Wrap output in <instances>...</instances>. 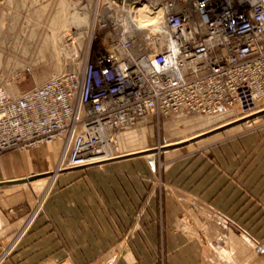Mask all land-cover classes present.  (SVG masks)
<instances>
[{"label": "built area", "instance_id": "1", "mask_svg": "<svg viewBox=\"0 0 264 264\" xmlns=\"http://www.w3.org/2000/svg\"><path fill=\"white\" fill-rule=\"evenodd\" d=\"M145 5L153 25H140ZM105 6L69 71L19 95L0 87V156L59 142L60 169L85 167L117 158L119 135L142 124L264 109V0Z\"/></svg>", "mask_w": 264, "mask_h": 264}, {"label": "rangeland", "instance_id": "2", "mask_svg": "<svg viewBox=\"0 0 264 264\" xmlns=\"http://www.w3.org/2000/svg\"><path fill=\"white\" fill-rule=\"evenodd\" d=\"M106 2L107 0L0 1V87L12 95H19L69 71L75 51L86 44L94 17L98 10L102 11ZM109 10L107 7L106 11ZM106 15L109 16L108 13ZM78 25L82 27L79 29ZM57 66L60 67L59 70H56ZM240 118L243 116L238 111L229 110L212 116L186 115L155 120L154 124H142L120 134L112 152L115 157H119L160 148L191 139ZM262 128L264 116L180 149L128 159L129 163L125 166L107 171H102L100 166L90 170L81 167L62 170L59 168L62 145L53 143L58 147V154L52 159H44L40 151L44 145L39 147L40 160L38 170L35 171L44 177L27 187H20L24 190L21 191L24 202L17 208L9 207L10 220L19 221V224L8 234L6 245L0 251V264H32V256H45L42 261L62 259L64 246L69 245L68 240L79 243L80 234L56 232L55 229L65 226L62 219L64 210L76 215L71 204L76 201L74 199H79L75 197L78 193L86 194L84 201H81L85 209L86 204L90 208L95 203L96 194L103 193L106 196L113 190L116 194H121L119 209L122 215L127 213V208H136L131 226L119 233L120 239L133 238L134 228L141 225L144 219L148 226L158 230L157 239L161 242H176L181 239L185 242L208 243L210 226H218V221L203 215L201 203L189 199L191 182L177 179V161L186 164L214 145ZM83 169L85 171L78 175L81 176L79 185L65 191L61 184L63 174ZM113 177L115 181H112ZM132 189L136 191V201H127L124 194L133 192ZM6 193V189H0V196ZM141 193L145 197L138 200L142 197ZM102 203L106 208L107 202ZM91 214H95L94 211L88 212V215ZM86 218V222H89L92 217ZM34 226H40V229L33 232ZM180 226H185L182 231ZM107 235L111 234L105 233L104 240ZM155 235L156 233L153 234V239ZM218 235L216 232V236ZM81 236L89 245L94 244L95 233L85 231ZM52 251L54 253L49 257L47 253ZM66 251L69 252V249ZM91 251L93 249L87 250ZM160 251L162 262L167 264L171 250L164 244Z\"/></svg>", "mask_w": 264, "mask_h": 264}, {"label": "crops", "instance_id": "3", "mask_svg": "<svg viewBox=\"0 0 264 264\" xmlns=\"http://www.w3.org/2000/svg\"><path fill=\"white\" fill-rule=\"evenodd\" d=\"M54 144L44 145L40 149L44 159L57 156L58 147ZM39 154L37 148L13 151L0 157V189L7 191L0 196V251L6 245L9 232L19 224V221L10 220L8 210L24 202V190L20 187H27L40 179L23 181L39 176L35 171L38 170ZM127 163V160L114 161L100 165V168L107 171ZM176 165L177 179L191 182L189 199L201 203L203 215L218 221V226H210L208 243L181 239L161 242L157 239L158 230L148 226L144 219L141 225L134 228L133 238L120 239L119 233L131 226L136 208L129 207L127 213L122 215L119 209L121 194L113 190L106 196L96 194L95 203L90 208L86 204L85 209L81 201H84L86 194L78 193L75 197L79 199H74L76 201L71 204L76 215L64 210L62 219L65 226L55 231L79 233V243L68 240L69 245L64 246V256L58 261H50L53 258L42 261L45 256H32V264H164L160 258L164 244L171 250L167 264H264V128L227 139L206 152L202 151L186 164L177 161ZM82 171L85 169L64 173L62 188L65 191L76 188L81 179L78 175ZM114 177L112 181H115ZM132 190L124 194L127 201H136V191ZM141 195L138 200L145 197V194ZM104 201L107 202L106 208L102 203ZM92 211L95 214L88 215ZM86 216L92 217L90 225L86 222ZM39 227L34 226L32 231H38ZM183 227L180 226L181 231ZM85 231L96 234L93 245L83 241L81 234ZM105 233L111 234L107 235L106 240ZM88 249L93 251L87 252ZM53 253L48 252L47 255L50 257Z\"/></svg>", "mask_w": 264, "mask_h": 264}, {"label": "water", "instance_id": "4", "mask_svg": "<svg viewBox=\"0 0 264 264\" xmlns=\"http://www.w3.org/2000/svg\"><path fill=\"white\" fill-rule=\"evenodd\" d=\"M0 1H3V0H0ZM261 116H264V109L260 110L259 112L255 113V114H252L250 116L237 119V120L232 121L230 123H227V124H224L222 126H219V127L215 128L213 130H210L208 132H205V133H202L200 135H197V136H195V137H193L191 139H187V140L179 141V142H176V143H173V144L161 146L160 148L147 149V150L140 151V152L126 154V155L119 156V157L111 159V160L98 162V163L91 164V165H88V166H85V167H81V168H90V167L104 165V164H107V163H110V162H114V161L128 160V159L141 157V156H144V155L156 154V153H159V152H166V151H171V150H175V149H178V148H182V147L188 146L190 144L196 143V142H198V141H200L202 139H205V138H208L210 136H213L215 134L224 132V131H226L228 129H231L233 127H236L238 125H242L244 123L252 121V120H254V119L258 118V117H261ZM41 177H44V176H34V177H31V178H27V179H25L23 181L24 182L34 181L35 179H38V178H41Z\"/></svg>", "mask_w": 264, "mask_h": 264}, {"label": "bare ground", "instance_id": "5", "mask_svg": "<svg viewBox=\"0 0 264 264\" xmlns=\"http://www.w3.org/2000/svg\"><path fill=\"white\" fill-rule=\"evenodd\" d=\"M158 17H159V14L153 12V9H151L148 5L143 6L139 10L138 19H139L141 26H149V25L155 24L158 20ZM65 27H68V24H65ZM81 27H82V25H78L79 29ZM61 39H63V38H61ZM59 68L60 67L57 66L56 70H59ZM110 155H112V154L105 155L104 157L110 156ZM104 157H102V158L100 157L99 160H103Z\"/></svg>", "mask_w": 264, "mask_h": 264}]
</instances>
